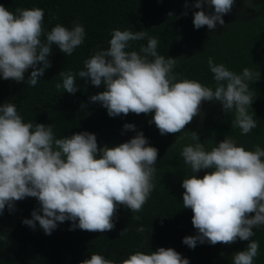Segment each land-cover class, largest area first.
Instances as JSON below:
<instances>
[{"label": "clouds", "instance_id": "clouds-1", "mask_svg": "<svg viewBox=\"0 0 264 264\" xmlns=\"http://www.w3.org/2000/svg\"><path fill=\"white\" fill-rule=\"evenodd\" d=\"M233 3L195 0L194 28L211 30L224 25L222 15ZM204 6L212 11H204ZM43 17L44 11L38 7L13 12L0 4V79L24 82V74L31 68L27 83L35 86L50 67L52 45L71 55L84 42L82 24L74 22L69 29L58 23L45 33ZM145 38L147 44L139 51L127 50L130 41ZM158 43V38L147 37L144 31L113 29L109 47L95 52L75 74L60 71L61 82L55 87L74 94L77 77L88 78L93 86L103 85L104 90L89 100L99 102L109 117L151 113L149 123L161 135L182 132L200 114L202 101L218 102L225 115H232L230 126L238 127L242 135L257 126L258 119L249 112L251 69L236 73L208 57L214 88L197 80L178 79L173 73L176 58L158 54ZM123 128L135 130V125L125 123ZM190 134L192 143L180 152L192 173L181 183L182 204L191 209L197 234L183 237L182 243L194 248L197 243L246 240V248L232 254L231 264H253L259 243L250 238L254 228L264 226V148L255 145L247 150L225 136L206 150L197 133ZM157 151L141 131L126 142L99 149L95 134L87 131L57 138L51 124L25 122L14 103L0 104V214L6 207L13 210L15 201L34 197L39 208L31 212V218L22 220L30 228L38 223L49 235L58 222L67 220L73 222L70 230L109 231L119 206L134 214L146 203L153 189ZM201 170L208 171L197 177ZM137 231L142 233L143 226ZM2 239L5 237L0 236ZM79 264H189V260L172 248L158 247L147 253L135 251L120 261L93 252Z\"/></svg>", "mask_w": 264, "mask_h": 264}, {"label": "trees", "instance_id": "trees-1", "mask_svg": "<svg viewBox=\"0 0 264 264\" xmlns=\"http://www.w3.org/2000/svg\"><path fill=\"white\" fill-rule=\"evenodd\" d=\"M194 3L195 0L173 4L156 0H0L13 12L17 8L43 9L45 33L58 23L69 29L74 22L80 23L85 29L84 42L71 55L52 45L50 67L38 77L35 86L27 83L31 68L25 72L24 82L0 79V104L14 103L25 122L51 124L57 138L87 131L95 134L99 149L126 142L141 131L148 144L158 150L153 189L146 203L134 214L119 206L109 231L70 230L73 222L66 220L58 222L56 229L46 235L38 223L35 229L22 223L39 208L36 198L15 201L13 210L6 207L0 214V236L5 237L0 240V264H79L93 252L120 261L135 251L147 253L158 247L172 248L187 258L189 264H231L232 254L246 248L248 241L239 239L231 244L197 243L194 248L182 243L183 237L196 235L197 230L191 223V209L182 204L181 183L192 173L180 152L184 145L192 143L191 131L197 133L206 150H211L225 136L234 138L247 150L255 145L264 148V0H234L231 10L222 15L224 25L219 30L207 26L194 28L192 14L197 11ZM241 7L253 11L254 16L244 19ZM203 10L212 11L210 6H204ZM117 28L144 31L147 37L158 38V54L176 58L173 73L178 79L197 80L214 88L208 57L236 73L245 67L251 69L254 77L249 88L253 101L249 112L258 119L257 126L242 135L238 127L230 126L232 115H225L218 104L212 120L189 124L180 133L161 135L155 124L149 123L151 113L129 112L109 117L99 102L89 100L104 90L103 85L93 86L88 78L77 77L74 94L58 90L55 85L61 82L59 72L75 74L83 69L85 60L109 47L111 32ZM44 38L42 35L41 40ZM129 44L128 51H139L146 46L147 38ZM125 123L135 125V130H125ZM205 171L208 170L197 172V177H202ZM133 215L140 219H133ZM140 226L144 228L142 233L137 231ZM253 232L250 240L259 243L253 264H264V226L254 228Z\"/></svg>", "mask_w": 264, "mask_h": 264}, {"label": "rangeland", "instance_id": "rangeland-1", "mask_svg": "<svg viewBox=\"0 0 264 264\" xmlns=\"http://www.w3.org/2000/svg\"><path fill=\"white\" fill-rule=\"evenodd\" d=\"M157 2L161 3H178L179 0H156ZM218 102H211V101H202L200 105V114L196 117H193L192 121L185 125L187 127L189 124H196L197 122L199 123H204L212 120L214 116L217 115V107Z\"/></svg>", "mask_w": 264, "mask_h": 264}, {"label": "flooded vegetation", "instance_id": "flooded-vegetation-1", "mask_svg": "<svg viewBox=\"0 0 264 264\" xmlns=\"http://www.w3.org/2000/svg\"><path fill=\"white\" fill-rule=\"evenodd\" d=\"M241 8H243V7H241ZM254 16V13H253V11H251L250 9H244L243 8V18L244 19H249L250 17H253ZM220 24H217L216 25V27L214 28V30H219V28H220Z\"/></svg>", "mask_w": 264, "mask_h": 264}]
</instances>
